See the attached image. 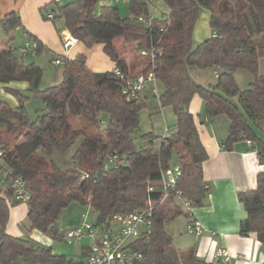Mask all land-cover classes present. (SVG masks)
Returning <instances> with one entry per match:
<instances>
[{
  "label": "trees",
  "instance_id": "16d2710c",
  "mask_svg": "<svg viewBox=\"0 0 264 264\" xmlns=\"http://www.w3.org/2000/svg\"><path fill=\"white\" fill-rule=\"evenodd\" d=\"M97 1H53L42 9V15L46 20L62 19L71 36L89 48L104 43L115 69L131 74L153 71L163 85L158 96L160 109L171 107L176 125L166 137L143 135L144 145L137 146L134 134L148 98L142 93L127 101L115 69L93 72L85 55L73 59L61 56L64 70L60 83L42 89L40 66L27 64L16 47L0 49V83H28L27 90L6 87L17 99V107L0 103V143L4 149L0 171H6L2 178L5 188L0 186V262H84V245L81 259L74 260L7 232L10 209L22 203L14 199L11 182L20 179L31 196L26 203L30 230L39 229L60 241L64 234L59 222L72 203L90 206L97 216L96 224L108 223L115 214L147 208L150 203V231L132 243L142 254L134 264H220L200 258L195 248H177L166 224L179 216L189 217L182 200L194 209L204 206L210 193L203 172L208 153L189 109L194 96L203 100L208 118L228 117L230 128L222 141L225 150H233L239 141H249L259 148L264 161V137L258 133L264 134V74L258 72L260 56L264 55V0H157L169 8L162 18H153L150 13L154 0L132 1L127 17L117 7H105L96 16ZM200 10L210 14L212 35L194 47L192 37ZM48 13L53 14L52 19ZM20 24L16 12L0 20L7 35ZM37 43L40 53L42 47ZM124 45L142 57L139 72L131 71L137 65H130L122 50ZM142 51L153 52V58L142 55ZM188 67L216 72V83L209 87L197 83ZM241 69L254 76L251 87L245 90L235 78ZM32 96L45 106V113L36 120L29 117L26 107ZM235 97L238 104L232 100ZM102 113L109 116L105 128L101 127ZM74 118L81 121L80 126L73 125ZM80 139L71 166L62 169L49 159L54 151L67 153ZM115 152L126 156L117 166L105 170L106 157ZM173 159L182 173L176 187L163 198L162 172L171 167ZM238 199L247 212L240 235L256 233L264 244V170L257 175L256 188L239 192Z\"/></svg>",
  "mask_w": 264,
  "mask_h": 264
},
{
  "label": "crops",
  "instance_id": "0c3cea01",
  "mask_svg": "<svg viewBox=\"0 0 264 264\" xmlns=\"http://www.w3.org/2000/svg\"><path fill=\"white\" fill-rule=\"evenodd\" d=\"M53 1L0 0V20L11 12H16L21 20L20 26L8 35L0 26V49L16 47L17 54L20 55L19 47L22 44L36 41L41 44L42 49L40 53L25 56L30 60L25 61L27 64L35 62L41 67L39 59L43 55L49 56L53 64V60L61 56L73 59L83 54L86 56L88 68L93 72L114 70L116 63L106 54L104 43H96L89 48L81 41L75 40L68 49L64 48L62 36L65 32H70L64 26L63 20H46L42 15V9ZM132 1L134 0H98L94 14L99 16L105 7H117L122 16L127 12L125 16L127 17ZM209 21L210 14L200 10L192 37L194 47L211 37ZM6 87L27 90L28 83L25 81L0 83V103L15 108L18 101L6 91ZM143 95L148 98L149 94L143 92ZM189 109L195 116L200 139L208 153V159L203 163V172L206 184L210 188L206 204L193 209L192 220L200 222L204 232L199 237L192 235L195 240L191 248L196 249L200 258L208 261H216L213 257L214 251L221 247L229 252L230 264H264V244L258 240L257 234L240 235L241 222L246 219L247 212L238 199L239 192L256 188L257 175L264 170V161L258 154L259 148L249 141H239L233 150H225L222 141L229 132L228 117L219 115L208 118L203 112V100L197 95L192 99ZM27 217L26 203L13 206L10 209L7 232L12 236L21 237L20 222ZM189 220L186 218L187 223Z\"/></svg>",
  "mask_w": 264,
  "mask_h": 264
},
{
  "label": "rangeland",
  "instance_id": "374dc122",
  "mask_svg": "<svg viewBox=\"0 0 264 264\" xmlns=\"http://www.w3.org/2000/svg\"><path fill=\"white\" fill-rule=\"evenodd\" d=\"M169 12V8L163 1L154 0L150 4V13L153 18H162ZM127 13V12H126ZM124 13V17L127 15ZM203 22V19H201ZM122 43V41H120ZM120 43V45H121ZM122 50L126 53L130 65H137V68L131 70L133 72H139L143 68L140 64L142 57L134 51L129 45L122 46ZM28 57V56H27ZM25 61L28 58L25 57ZM41 68L43 70L41 79V88L45 89L49 86L56 85L60 83L62 73L64 70L63 64L54 65L51 63L49 56L43 55L40 59ZM259 74H264V55L260 56L259 59ZM188 73L192 79L203 86L209 87L214 85L217 81L215 73L212 70H201L196 67H188ZM236 81L241 90H245L251 87V82L254 80V76L247 70H238L235 74ZM156 87L158 93L161 94L163 91V85L161 82L157 81ZM150 88L146 89L144 93H148L147 105L140 110V123L139 127L134 134L135 142L137 146L144 145L142 139L143 135L148 133H154L155 135H162L165 126L174 128L176 125V117L174 111L171 107H164L160 109L158 97L150 94ZM238 104L237 97L232 99ZM27 111L29 117L32 120H36L39 115L45 113V106L39 98L32 96L26 103ZM109 116L106 113L101 114V127L105 128L107 126ZM74 126H80L81 121L78 118L71 119ZM258 133L264 137L261 131ZM78 143L72 147L67 153L62 154L54 151L49 159H52L60 168L65 169L72 165V155L75 152ZM3 162L0 161V166ZM177 165L175 159L171 162V167ZM6 176L5 168L0 171V186L4 187L5 184L2 182V178ZM83 217L86 221L96 223L97 216L93 212L90 206L82 205L80 203H72L68 208L63 211L62 218L59 222V227L61 232L64 234L66 230L74 228L81 224ZM30 222L28 217L20 222V230L22 232L21 237L31 239L38 245L49 246L52 251L56 254H62L69 259L80 260L81 259V246L77 243L69 244L64 239L55 240L49 235H46L39 229H29ZM187 221L184 216H179L175 220L170 221L166 224V231L173 237L174 245L179 249H189L193 246L195 237L187 232L186 229ZM90 241L88 239L83 240V245H89Z\"/></svg>",
  "mask_w": 264,
  "mask_h": 264
},
{
  "label": "built area",
  "instance_id": "2783aa9c",
  "mask_svg": "<svg viewBox=\"0 0 264 264\" xmlns=\"http://www.w3.org/2000/svg\"><path fill=\"white\" fill-rule=\"evenodd\" d=\"M61 3L63 0H54ZM49 19L53 18L52 13L47 14ZM76 39L70 33L65 32L62 36V44L68 49ZM38 43L36 41L27 42L19 47L22 56L36 54ZM142 55H151L153 52L142 51ZM60 59L53 60L54 65L60 64ZM116 74L121 81V91L127 101L136 99L146 89L150 88L153 96L158 97L159 93L156 87L157 80L153 71L147 73L131 74L125 73L119 69H115ZM215 76L217 73L215 72ZM174 128L165 126L162 137L171 134ZM4 155V149L0 143V161ZM125 154L117 152L110 154L105 160V170L117 166V164L125 158ZM182 173L180 166L175 165L162 172L161 190L164 192L163 198L167 197L170 190H173ZM13 196L16 201L27 203L31 196L26 189V184L20 179L11 182ZM150 188L149 191H152ZM177 197L181 199V193H177ZM183 206L189 211V222L187 223V232L191 235L199 237L203 234L204 229L200 222L192 220L193 208L182 200ZM152 206L149 203L147 208L139 209L126 214H115L108 223L96 224L83 220L80 225L68 229L64 233V240L69 244L77 243L83 245V240L88 239L89 245H86L84 262L82 264H134L138 261L142 254L133 248L132 243L144 232L150 231ZM214 259L220 264H230L229 252L221 247L216 248L213 255Z\"/></svg>",
  "mask_w": 264,
  "mask_h": 264
}]
</instances>
